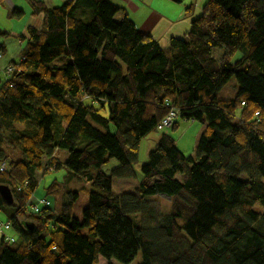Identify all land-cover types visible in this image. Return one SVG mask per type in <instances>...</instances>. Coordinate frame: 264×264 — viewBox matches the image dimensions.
<instances>
[{"label":"trees","instance_id":"obj_1","mask_svg":"<svg viewBox=\"0 0 264 264\" xmlns=\"http://www.w3.org/2000/svg\"><path fill=\"white\" fill-rule=\"evenodd\" d=\"M30 5L42 23L17 36L24 44L8 77L0 70V186L13 195L12 205L0 196V214L14 239L0 234V264H132L137 255L138 264H264V209H255L264 207V0H205L168 48L108 0ZM231 79L236 95L218 99ZM166 102L180 112L171 133L183 120L201 126L192 156L156 130ZM154 132L136 191L113 194L111 178L136 176L140 142ZM58 149L68 175L92 187L64 192L57 213H29L36 172ZM110 159L118 166L107 176ZM154 196L169 199L165 215Z\"/></svg>","mask_w":264,"mask_h":264},{"label":"rangeland","instance_id":"obj_2","mask_svg":"<svg viewBox=\"0 0 264 264\" xmlns=\"http://www.w3.org/2000/svg\"><path fill=\"white\" fill-rule=\"evenodd\" d=\"M108 1H110L111 3L113 2L114 4L121 6V7H128L129 13L133 17L134 15H137V14L140 15L141 13V10L138 11L137 9L136 11V9L134 8V5H135L134 3H136V1H139V0H108ZM204 1L205 0L203 1L202 0H184L182 3H174L172 0H155L153 4H151L152 5L151 8L159 11L163 15V18L165 19L157 23L156 29L162 28L164 32L170 30L173 33H175V35L182 36V33L186 32V30L189 29L190 21L200 16L201 14L200 7L204 3ZM190 5H193L192 11L188 12L186 16H183L181 12H183L184 9ZM144 10H147V8H145ZM183 13H185V11ZM25 18H28V16H26ZM170 22L172 25L171 27H169ZM15 36H16L15 34H11V36L8 38H1L2 42H5V45L7 47L6 48L7 51L4 54L5 56L9 55V52L12 55L15 54L19 46L24 44V43L19 44L17 42V39H14ZM221 53L222 51L220 49H216L212 52L213 56L216 59L220 58ZM239 58H240V54L236 52L234 54V57L231 60V63H233L235 60H238ZM237 89L238 87L236 85V82L233 79H231L225 84V86H223L221 89L217 91L216 97L218 99L232 98L236 95ZM178 123H180V127L178 130L172 133L170 131L168 132L172 135L173 134L175 135L176 141H178V137L181 135V132H183V130L187 126L186 124L182 125L181 121H179ZM199 134L195 136L196 137L195 140L197 139ZM158 136H159V133L154 132V133H151V135L149 136L150 137L149 139L146 138L140 142L139 154H138L140 162H143L144 159H147L146 155L149 151H151L155 147L154 140L157 139ZM66 157H67L66 151L58 149L56 158L60 164V167L56 169L53 173L45 174L42 177L41 181L39 182L40 184L35 189L36 197L41 198V199L46 198L49 201L50 209L53 210L55 213H57L61 208V205H62L61 203L64 201V194H65L64 192H66L67 190H73V191H77V190L79 191L81 189L88 190L89 188L92 187V184L89 181H87V179H85L84 177L82 178V176H80V179L76 180V179H73L71 175H68V171L65 169V166H64ZM140 162L139 164L134 166L136 170L135 177L131 179H121V178L116 179L114 177L111 178L110 191L113 194L118 195L121 193H132L136 191L138 187V182H139V179H138V172L140 169L139 167L142 164ZM117 166H118L117 162L114 159H110L109 162H107L100 168V170H102V172L105 175L109 176V174L111 173V170ZM90 172L94 173L95 170L90 169ZM37 177H38V173L36 174V178ZM54 180H57L58 182L61 183L59 187V192H58L59 194L56 196L46 193V190H45V188L48 185H50L51 182ZM150 199L157 203L158 210L160 211L162 215H165L166 212L168 211L169 199L166 197L164 198V197H155V196L151 197ZM255 206H256L255 209L259 212L263 211L264 209V207L262 208L260 204H256ZM130 218L132 221L140 219L138 215L130 216ZM5 220L6 219L4 218V216L0 214V222H3ZM139 262H140V256L137 255V257L135 258L132 264H138ZM96 264H106V262L100 258ZM113 264H117V263L113 262Z\"/></svg>","mask_w":264,"mask_h":264},{"label":"crops","instance_id":"obj_3","mask_svg":"<svg viewBox=\"0 0 264 264\" xmlns=\"http://www.w3.org/2000/svg\"><path fill=\"white\" fill-rule=\"evenodd\" d=\"M37 1H42L45 4L46 8H53V7H58V5H61L68 0H37ZM154 1L155 0L136 1V3H134L135 4L134 8L136 9V11L137 9L138 11L141 10V13L140 15L139 14L134 15V17L129 13L128 7H121V6L120 7L124 8V13L126 14V16L133 22L134 26H136L140 32L150 35V37H152L161 48H168V44L171 38H176V39L185 38L186 37L185 34L187 33L188 30H186V32H183L182 36H179V35H175V33H173L170 30L164 32L162 28L156 29L157 23L165 19L163 18V15L159 11L151 8L152 6L151 4H153ZM191 6L193 7V5ZM145 8H147V10H144ZM14 9L22 11V16L19 18L12 17L10 14ZM192 9L193 8H191L189 11H185V13H183L184 12L183 11L181 12V14L183 16H186V14L192 11ZM31 11L32 10L30 5V0H2V4L0 6V28L9 33V36L5 38L10 37L11 34H15L16 36L14 37V39H17V42L19 44H23L21 42V39L17 37L18 36L17 34L25 35L26 34L25 30L27 29L28 26L34 27L35 29H38L40 27L42 23L41 20L42 15L37 14V16H34L31 14ZM26 16H28V18H25ZM121 16H122L121 13H117L114 16L115 21H120L122 18ZM169 25H170L169 27L172 26L171 22ZM0 43L4 45L6 52L7 47L5 45V42H2V39H0ZM22 46L23 45L19 46L17 52L13 55L9 52V55L5 56L4 53L3 54L4 56L0 60L1 61L0 66L3 67L7 65L9 61L17 60V58L19 57L18 53ZM181 123L182 125L186 124L187 129L185 128L183 132H181V135L178 137V141H176L174 134L173 135L171 134V136L172 138H174L175 145L177 146V149L182 155L192 156L191 154L195 146L194 144L196 138L195 136L199 134L200 132L199 130L201 129V126L195 121L192 122V121L183 120L181 121ZM179 127H180V123H178V127L176 130H178ZM149 138L150 137H148L147 139ZM157 139L154 140L155 143ZM145 160L146 159H144V161Z\"/></svg>","mask_w":264,"mask_h":264},{"label":"built area","instance_id":"obj_4","mask_svg":"<svg viewBox=\"0 0 264 264\" xmlns=\"http://www.w3.org/2000/svg\"><path fill=\"white\" fill-rule=\"evenodd\" d=\"M2 59V55L0 54V60ZM2 75L5 77H8V75L14 70V66L11 64H7L5 67L0 68ZM165 106L168 107L167 109V115L158 123L156 130L158 132L162 131H170L172 128L173 122L177 119L179 116V109L175 107L174 105H169L168 102L165 103ZM257 115V114H256ZM44 165L40 170H38L36 173H38L37 177V183H39L40 179L44 174L51 173L53 170H55V167L57 166V161L54 158L53 155L44 158ZM7 170L6 164L3 162H0V172H5ZM27 181H23L22 188L26 187ZM23 209H25L29 213H38L40 208H46L49 206V201L45 199H41L36 197L35 189L31 192H29V197L26 200V202L23 205ZM10 221H3L0 222V234L4 236V239L8 243H13L14 239L9 236L5 235V232L10 230Z\"/></svg>","mask_w":264,"mask_h":264},{"label":"water","instance_id":"obj_5","mask_svg":"<svg viewBox=\"0 0 264 264\" xmlns=\"http://www.w3.org/2000/svg\"><path fill=\"white\" fill-rule=\"evenodd\" d=\"M0 196L3 198V200L7 204L12 205V203H13V195H11V191H10L8 186L1 184V186H0ZM24 227L28 231L32 230V228H33L31 226V224H29V223H25Z\"/></svg>","mask_w":264,"mask_h":264}]
</instances>
